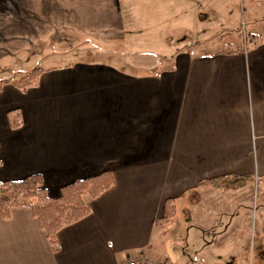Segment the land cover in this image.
Instances as JSON below:
<instances>
[{
  "label": "crops",
  "instance_id": "crops-1",
  "mask_svg": "<svg viewBox=\"0 0 264 264\" xmlns=\"http://www.w3.org/2000/svg\"><path fill=\"white\" fill-rule=\"evenodd\" d=\"M230 1L0 0L1 63L30 57L48 41L97 49L42 68L25 89L1 86L0 180L39 174L56 197L76 179L113 176L109 188L86 197L88 215L58 230L56 252L30 209L0 215V264H146L145 255L159 264H229L222 261H239L237 233H248L253 220L262 258L264 205L252 190L264 177V18L254 42L216 47L215 35L232 38ZM151 26L176 30L175 39L165 37L171 54L159 61L129 60L155 54L147 48L102 52L127 34L147 41ZM226 175L249 180L232 189L202 182ZM167 198L175 215L163 231L154 220ZM242 242L248 248V237Z\"/></svg>",
  "mask_w": 264,
  "mask_h": 264
},
{
  "label": "rangeland",
  "instance_id": "rangeland-1",
  "mask_svg": "<svg viewBox=\"0 0 264 264\" xmlns=\"http://www.w3.org/2000/svg\"><path fill=\"white\" fill-rule=\"evenodd\" d=\"M126 2L123 1V4ZM229 12L225 13L227 24H231L227 29L232 31V38L229 42H220V37L215 35L213 40L210 42L212 45H215L219 48H235L236 46L243 47L244 45L247 46L248 44L252 43L255 36L253 35L254 28L256 27V20L258 18H264V0H231L230 1ZM255 21V22H254ZM228 26V25H222ZM142 27V26H141ZM144 28V27H143ZM127 29V28H126ZM151 36L148 35L149 39L147 41L141 40L144 38V34L141 33L140 35L134 36V38L130 39L129 35L125 37V39L120 42H112V43H105L101 47L103 53L108 51L116 52V51H130V50H144L152 49L155 54H137L136 56L131 57L129 60L135 63L145 62L150 64L151 62L159 61V55H168L171 52L168 50L166 45L169 43L166 42L165 37L170 35L173 39L176 37V30L174 27H158V26H151ZM165 30L163 36H161L162 30ZM128 33V31L126 30ZM232 40V41H231ZM49 42V43H48ZM45 43V47L42 50H38L37 53L30 55V57L24 58H9L7 61L1 63L0 62V80L6 79H13L18 78L29 71H31L34 67H41V68H52L55 66H61L62 64L70 63L73 59H80L84 58L86 55L91 56L93 52L97 51L96 46L92 42L83 41L81 43L70 42V41H62V42H55V41H48ZM70 42V43H69ZM176 41H172L174 44ZM254 42V41H253ZM69 44H72L70 47H67ZM66 46V47H65ZM90 58V57H89ZM86 59V58H85ZM126 57L120 58L119 62L123 63L126 61ZM143 64V63H142ZM262 182L259 185H255L252 193L257 196L255 198V202L259 208L264 205L262 201V196L264 195V177L262 178ZM258 226L254 225V220L252 225L247 229L243 230V233L240 235L239 232L234 235L238 240H234V246L237 248V255L239 257V261H222L229 264H264V254H262V258L258 256L260 241L258 239ZM242 236V237H241ZM248 237V248L242 242L243 238ZM245 247L247 248L248 254L247 259L248 261H242L245 254ZM208 249H213L214 252L218 251V248L209 245L206 246ZM229 249V248H228ZM234 251V250H231ZM220 253H223L220 250ZM216 258H220V256L216 255ZM147 258V259H146ZM262 259V261H260ZM133 260V259H132ZM142 260L152 262L149 257H145ZM241 260V261H240ZM135 261V260H134ZM146 262V264H147ZM127 264V263H126ZM159 264V263H158Z\"/></svg>",
  "mask_w": 264,
  "mask_h": 264
},
{
  "label": "trees",
  "instance_id": "trees-1",
  "mask_svg": "<svg viewBox=\"0 0 264 264\" xmlns=\"http://www.w3.org/2000/svg\"><path fill=\"white\" fill-rule=\"evenodd\" d=\"M41 71V67H34L18 78L0 80V88L5 83H12L17 88L25 89L36 83ZM8 121L12 127L18 126L19 111L9 112ZM248 180V175H226L202 182L217 188L232 189L242 186ZM112 184L113 176L110 171L105 170L62 186L60 194L54 197L48 194L39 174H29L21 179L0 180V215L8 217L13 207L30 209L45 232L51 249L56 252L59 250L58 230L88 215L91 205L86 197L94 198ZM163 205V213L155 218L154 226L164 231L175 215L174 199H165Z\"/></svg>",
  "mask_w": 264,
  "mask_h": 264
},
{
  "label": "built area",
  "instance_id": "built-area-1",
  "mask_svg": "<svg viewBox=\"0 0 264 264\" xmlns=\"http://www.w3.org/2000/svg\"><path fill=\"white\" fill-rule=\"evenodd\" d=\"M144 258L146 257V255L145 256H143ZM147 259V258H146ZM148 263H151L150 261H148ZM127 264H136L135 263V261L134 260H132V259H128V261H127ZM152 264H158V263H152Z\"/></svg>",
  "mask_w": 264,
  "mask_h": 264
}]
</instances>
